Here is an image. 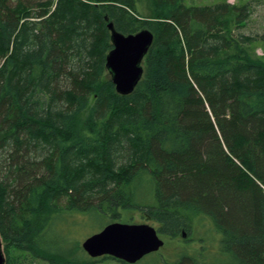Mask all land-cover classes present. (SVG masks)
I'll use <instances>...</instances> for the list:
<instances>
[{"label": "trees", "instance_id": "16d2710c", "mask_svg": "<svg viewBox=\"0 0 264 264\" xmlns=\"http://www.w3.org/2000/svg\"><path fill=\"white\" fill-rule=\"evenodd\" d=\"M252 14L249 1L0 0L6 264H80L47 239L53 218L120 208L162 237L200 217L219 235L215 253L185 247L156 264H264V31H243ZM110 22L154 33L128 94L106 66Z\"/></svg>", "mask_w": 264, "mask_h": 264}, {"label": "water", "instance_id": "95a60500", "mask_svg": "<svg viewBox=\"0 0 264 264\" xmlns=\"http://www.w3.org/2000/svg\"><path fill=\"white\" fill-rule=\"evenodd\" d=\"M113 48L107 55V69L119 93H131L144 73V59L154 41V33L144 28L135 33H123L108 24ZM185 235V233H183ZM165 244L157 227L148 222L113 221L88 236L82 243L94 258L112 256L133 264L145 255L156 252ZM0 264H6L3 239L0 234Z\"/></svg>", "mask_w": 264, "mask_h": 264}, {"label": "rangeland", "instance_id": "374dc122", "mask_svg": "<svg viewBox=\"0 0 264 264\" xmlns=\"http://www.w3.org/2000/svg\"><path fill=\"white\" fill-rule=\"evenodd\" d=\"M198 3H212L216 0H195ZM231 2L249 1L253 5V14L243 31L248 34H259L264 31V0H229ZM145 13V11H142ZM259 54H264V48H258ZM121 216L114 219L112 217L90 214L84 212H71L68 214L56 215L48 228L47 239L50 242L64 247L66 250L72 251L73 258L80 264H127L113 257H91L83 248V241L90 235L102 230L106 224L112 221H123L132 223L148 222L155 226L157 224L145 218V213L138 208L126 210L120 208ZM194 229L189 235L178 238H169L164 236L165 245L158 251L145 255L142 259L134 264H156L155 259L161 258L175 259L179 252L185 247L195 248L203 247L206 250L217 251L219 246V235L209 231L206 234L207 227L211 226L210 221L205 217H200L195 221ZM4 246V243H3ZM30 260V259H29ZM27 261L26 264H49L42 259ZM161 264V263H158Z\"/></svg>", "mask_w": 264, "mask_h": 264}]
</instances>
